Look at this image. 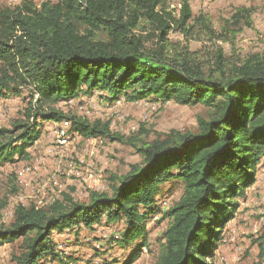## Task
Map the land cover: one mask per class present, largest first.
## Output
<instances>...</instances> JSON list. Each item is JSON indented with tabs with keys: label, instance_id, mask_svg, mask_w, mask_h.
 Returning a JSON list of instances; mask_svg holds the SVG:
<instances>
[{
	"label": "trees",
	"instance_id": "trees-1",
	"mask_svg": "<svg viewBox=\"0 0 264 264\" xmlns=\"http://www.w3.org/2000/svg\"><path fill=\"white\" fill-rule=\"evenodd\" d=\"M248 15L249 9H237L218 32L207 15L193 14L188 0L178 15L167 0H23L0 7V100L23 96L24 102L11 125L0 126V166L29 158L46 121L69 124L71 134L131 144L142 158L113 175L109 191H91L86 201L64 194L46 208L18 204L12 221L0 225V246L21 240L15 264H67L65 233L80 241L84 230L121 223L108 246L130 248L123 264H132L150 247L154 220L166 222L155 264H212L239 199L264 164V58L230 66L220 48L206 69L169 35L177 30L188 37L200 27L210 38L229 40L244 23L251 26ZM96 92L108 103L174 100L210 112L198 117L194 131L149 138L142 128L119 135L110 122H92L60 105ZM169 183L183 192L165 205L159 198Z\"/></svg>",
	"mask_w": 264,
	"mask_h": 264
},
{
	"label": "rangeland",
	"instance_id": "rangeland-1",
	"mask_svg": "<svg viewBox=\"0 0 264 264\" xmlns=\"http://www.w3.org/2000/svg\"><path fill=\"white\" fill-rule=\"evenodd\" d=\"M21 1L23 0H0V7H14ZM33 1L39 5L45 0ZM182 1L167 0V4L178 15ZM188 1L193 14L207 15L218 32L224 21L237 9H249L248 22L251 26L244 23L241 30L235 36H230L229 40L210 38L209 34L200 31V27H195L188 37L177 30L170 33V40L188 46L206 69L212 65L214 55L220 48L230 66L240 65L252 57L264 58V1ZM94 35L99 39H107L103 31L95 30ZM147 45L154 46L151 38ZM23 105V96L0 100V126L9 127ZM60 105L92 122H110V128L115 134L135 135L143 128L148 131L149 138L172 129L194 131L198 117L207 116L210 112L204 104L185 105L174 100L161 103L149 99H120L108 103L99 92L94 95L83 94ZM46 122L41 124L40 139L28 149L29 158L0 166V225L12 221L18 204H34L46 208L55 199H62L64 194L86 201L91 191L107 192L113 175L127 173L131 164L142 159L137 148L131 144L109 137L86 138L69 132L65 136L61 131H68L69 124ZM63 136L68 139L67 144L62 142ZM182 192L183 188L179 183H169L159 199H164L163 203L167 205L176 201ZM239 203L237 216L225 226L223 241L218 244L215 257L208 260L209 263L264 264V164L260 165L256 182L246 190V196L240 198ZM158 217L159 215L155 218ZM165 224L166 222L156 224L155 220L148 224L147 241L150 247H144L140 257L132 264H155L159 253L158 241L161 240ZM122 229V223L114 228L96 226L95 231L84 230L79 236L80 241L72 234L69 236L68 232L65 233L62 243L66 244V263H125L132 253L131 249L108 246V241L112 237H119ZM20 243L21 240L0 246V264H15L12 255L18 250ZM62 248L63 244L60 243L58 249ZM69 257L72 258L70 262Z\"/></svg>",
	"mask_w": 264,
	"mask_h": 264
},
{
	"label": "bare ground",
	"instance_id": "bare-ground-1",
	"mask_svg": "<svg viewBox=\"0 0 264 264\" xmlns=\"http://www.w3.org/2000/svg\"><path fill=\"white\" fill-rule=\"evenodd\" d=\"M68 131H69V130H68ZM68 131L64 129V130L61 131V134H62V135H65V134L68 133ZM68 134H69V133H68ZM65 136H66V135H65ZM65 140H66V137L63 136V138H62V142H64Z\"/></svg>",
	"mask_w": 264,
	"mask_h": 264
},
{
	"label": "crops",
	"instance_id": "crops-1",
	"mask_svg": "<svg viewBox=\"0 0 264 264\" xmlns=\"http://www.w3.org/2000/svg\"><path fill=\"white\" fill-rule=\"evenodd\" d=\"M46 123H54V124H57V122H52V121H47ZM60 141V140H59ZM98 246V245H97ZM96 246V247H97Z\"/></svg>",
	"mask_w": 264,
	"mask_h": 264
},
{
	"label": "built area",
	"instance_id": "built-area-1",
	"mask_svg": "<svg viewBox=\"0 0 264 264\" xmlns=\"http://www.w3.org/2000/svg\"><path fill=\"white\" fill-rule=\"evenodd\" d=\"M68 143V139L66 138V140L64 141V144H67Z\"/></svg>",
	"mask_w": 264,
	"mask_h": 264
}]
</instances>
